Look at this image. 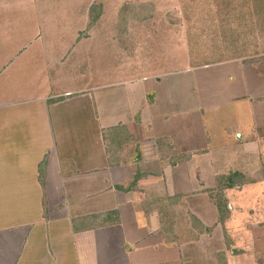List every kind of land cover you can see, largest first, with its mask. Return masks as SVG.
<instances>
[{"label":"crops","instance_id":"0c3cea01","mask_svg":"<svg viewBox=\"0 0 264 264\" xmlns=\"http://www.w3.org/2000/svg\"><path fill=\"white\" fill-rule=\"evenodd\" d=\"M90 3L86 30L57 57L0 58V264H264V59L158 71L141 47L120 46L129 61L144 57L140 76H74L66 89L56 72L103 44L88 43L108 21ZM155 13L127 17L124 36L133 22L153 38L170 31L159 40L170 45L187 34ZM9 36L17 49L20 35ZM228 107L236 125L222 141ZM232 158L244 163L215 171ZM252 160L263 172L249 171Z\"/></svg>","mask_w":264,"mask_h":264},{"label":"rangeland","instance_id":"374dc122","mask_svg":"<svg viewBox=\"0 0 264 264\" xmlns=\"http://www.w3.org/2000/svg\"><path fill=\"white\" fill-rule=\"evenodd\" d=\"M90 1L92 0H0V58H6L4 51L12 53L13 59L16 57L15 52L20 54L18 59L25 58L26 52L31 48L43 49L52 58L57 57L65 48L68 50L72 47L80 32L86 30L88 23L84 22V18L90 19L88 17L89 7L92 5ZM93 1L94 13H99L103 4L104 16L108 21L99 25L100 41L95 39L88 43L91 49L93 48L91 42L95 44L103 42V44L94 55L90 51L86 62L72 67L67 65L65 68L61 67L62 72H56L64 79L62 81L66 89L74 76H83L85 83L97 78L114 81L140 76L139 68H135L145 60L144 57L140 59L135 56V62L129 61L125 55H120L121 53L117 51L120 46L128 48L125 49L127 53L134 52L133 46L141 47L142 50L135 54L147 51L150 53L148 55H153L152 58L156 60L155 70L158 71L180 68L187 62L194 63L198 67L226 60L244 62L264 57L262 56L264 55V0H143L147 3L153 2L152 9L154 12L157 11L155 14L162 21L167 17L174 28L177 26L176 29L187 26L186 35L174 34L172 45L168 41H159L170 31L162 29L158 36L153 38L156 34H151L153 36L146 34L141 30L146 26L135 22L130 36L118 33L116 19L121 13V8L131 4L128 2H133L132 0ZM158 3L159 8L155 7ZM139 10H145L144 13L148 11V9ZM183 15L189 16V21L177 23L178 17ZM123 16L128 17L129 14ZM173 19L176 20L173 22ZM181 20L184 22L183 19ZM147 26L151 28L150 24ZM157 26L164 28L169 24L160 22ZM10 34H18L21 37L17 49L10 44L13 41ZM153 39L159 41L161 49L150 50ZM163 43L170 47L164 46ZM177 43L181 48L176 46ZM169 52L171 56L168 55ZM174 59L178 60L177 63ZM169 60L173 64L168 66L165 63ZM132 64L134 71L130 69ZM140 71L143 73L142 70ZM225 112H228L230 117L227 119L228 124L225 123V118L222 121L217 120L220 128H217L218 138L222 141L225 137L222 131L226 125H229L231 132L236 125L233 108L228 107ZM259 160L261 161V158ZM252 161L254 162H246L249 171L253 174L263 172L258 161ZM241 163H244L243 158L239 163L238 158H232L231 163H217L214 169L216 172L230 170L231 167Z\"/></svg>","mask_w":264,"mask_h":264},{"label":"trees","instance_id":"16d2710c","mask_svg":"<svg viewBox=\"0 0 264 264\" xmlns=\"http://www.w3.org/2000/svg\"><path fill=\"white\" fill-rule=\"evenodd\" d=\"M139 9H148V11L146 13H144L145 10L140 11ZM92 10L91 9V14H92ZM124 11H128L129 13H122ZM94 12V11H93ZM94 14V13H93ZM128 17L131 18H150L153 14H154V10L152 9V4L151 3H144V4H128L126 6H123L121 8V13H120V18L119 19V24H118V31L120 34H127L128 33V25H127V17L123 16V15H128ZM126 20V21H125ZM264 59V57H260V60ZM256 60V59H255ZM259 60V59H258ZM233 179V178H232ZM234 180V179H233ZM234 183L231 181H228L225 185V187H233ZM224 185L219 186L217 190H214L212 195L215 197V199L217 200V203L219 205L220 211L221 213L223 212V208H224V203H222V190L223 188H225ZM180 198V197H179ZM168 205L165 204V207L167 208Z\"/></svg>","mask_w":264,"mask_h":264}]
</instances>
